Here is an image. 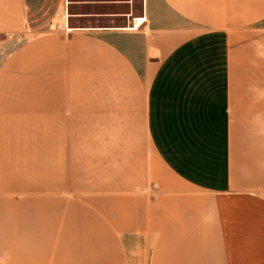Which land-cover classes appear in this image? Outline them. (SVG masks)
I'll use <instances>...</instances> for the list:
<instances>
[{"label":"crops","instance_id":"obj_1","mask_svg":"<svg viewBox=\"0 0 264 264\" xmlns=\"http://www.w3.org/2000/svg\"><path fill=\"white\" fill-rule=\"evenodd\" d=\"M0 0V264H264V0Z\"/></svg>","mask_w":264,"mask_h":264},{"label":"rangeland","instance_id":"obj_2","mask_svg":"<svg viewBox=\"0 0 264 264\" xmlns=\"http://www.w3.org/2000/svg\"><path fill=\"white\" fill-rule=\"evenodd\" d=\"M138 3H139V0H135V8H137L138 7Z\"/></svg>","mask_w":264,"mask_h":264}]
</instances>
